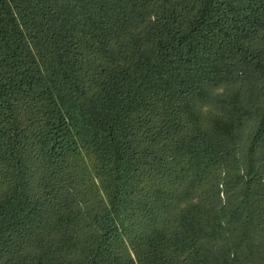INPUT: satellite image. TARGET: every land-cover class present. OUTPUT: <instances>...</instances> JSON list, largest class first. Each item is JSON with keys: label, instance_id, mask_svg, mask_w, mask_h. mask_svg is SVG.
<instances>
[{"label": "trees", "instance_id": "16d2710c", "mask_svg": "<svg viewBox=\"0 0 264 264\" xmlns=\"http://www.w3.org/2000/svg\"><path fill=\"white\" fill-rule=\"evenodd\" d=\"M0 264H264V0H0Z\"/></svg>", "mask_w": 264, "mask_h": 264}]
</instances>
